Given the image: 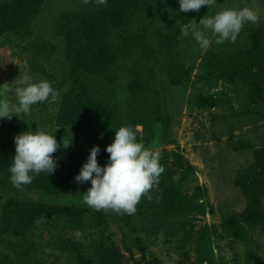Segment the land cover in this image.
<instances>
[{"label": "rangeland", "instance_id": "1", "mask_svg": "<svg viewBox=\"0 0 264 264\" xmlns=\"http://www.w3.org/2000/svg\"><path fill=\"white\" fill-rule=\"evenodd\" d=\"M6 0H0L4 2ZM165 2V4L163 3ZM75 0H46L34 17L30 33L0 34V99L16 103L14 80L22 74L46 79L59 92L55 102L32 106L28 114L0 118V138L14 139L24 131L54 135L65 151H82L87 159L98 146V163H108V144L115 131L61 126L60 103L72 84L65 39L55 22ZM249 7L259 13L247 22L235 43H215L202 50L191 35L182 37L183 24L199 23L223 9ZM122 24L116 21L113 45L118 52L110 99L120 114L135 109L145 125H131L137 140L158 152L167 181L180 199L143 197L133 216L95 211L82 202L91 187L77 194L54 197L16 189L0 173V204L22 198L34 203L69 204L73 217L52 218L33 228L7 225L0 214V260L13 264H264V198L261 213L246 210V200L234 184L236 173L249 166L254 149L264 146V71L253 79L247 67H237L238 55L253 45L251 34L264 30V0H216L199 12L180 11L179 0H156L136 6ZM119 25V26H118ZM261 84V85H260ZM257 87V89H254ZM161 93V95H160ZM160 95V96H159ZM163 96L165 99H163ZM215 99V107L199 104ZM165 100L171 117L164 130L158 112ZM71 142L67 148L62 140ZM189 162L192 170L186 167ZM169 185V184H168ZM171 188V186L169 185ZM157 194V193H155ZM169 198V197H168ZM252 215V216H251ZM83 237L77 240L73 233ZM163 233V239L158 234Z\"/></svg>", "mask_w": 264, "mask_h": 264}, {"label": "trees", "instance_id": "2", "mask_svg": "<svg viewBox=\"0 0 264 264\" xmlns=\"http://www.w3.org/2000/svg\"><path fill=\"white\" fill-rule=\"evenodd\" d=\"M46 0H6L0 3V34L7 31L19 33L22 30L30 33V26L43 3ZM156 0H107V7L96 6L95 0H89L87 5L82 0H75L68 9L57 17L56 33L65 39L67 58L71 65L72 84L63 96L58 113L57 123L61 126H77L98 128L103 132L117 130L131 122V125H145L135 109L132 112L120 114L110 99L113 93L108 86L113 85L114 68L117 65L118 52L113 45V29L116 21L120 26L126 21V15L136 6H148ZM165 4V2H163ZM118 25V26H119ZM253 45L238 55L237 67L243 71L247 65L245 75L258 77L264 71V30L251 34ZM261 85V84H260ZM254 89H257L255 87ZM161 95V93H160ZM159 95V96H160ZM163 99L164 96H163ZM215 99L207 98V102L200 107H215ZM158 112L164 115V130L169 131L171 117L165 100L159 104ZM15 154V140L0 138V173L10 180L9 168ZM57 162L54 173L33 174V181L28 184L31 190L54 197L71 196L77 194L84 183H77L75 176L80 172L87 156L82 151H65L58 149L53 154ZM104 166V165H103ZM186 167L192 170L194 166L189 162ZM164 185L163 191L151 192L159 201L163 199H180L178 190L170 181ZM246 200L247 212L261 213L264 198V146L254 149V159L251 164L241 168L234 178ZM157 193V194H155ZM169 197V198H168ZM0 214L6 224L14 227L33 228L41 216L47 220L73 217L75 210L69 204L34 203L22 198L0 204ZM252 216V215H251ZM0 264L9 263L6 259Z\"/></svg>", "mask_w": 264, "mask_h": 264}, {"label": "clouds", "instance_id": "3", "mask_svg": "<svg viewBox=\"0 0 264 264\" xmlns=\"http://www.w3.org/2000/svg\"><path fill=\"white\" fill-rule=\"evenodd\" d=\"M87 5L89 0H82ZM216 0H179L180 11L199 12L202 6H213ZM97 7H107V0H95ZM259 13L249 7L240 9H223L214 16H204L199 23L183 24L180 30L182 37L189 35L199 44L202 50H207L212 39L205 35L210 32L215 37L216 44L225 41L235 43L245 23H257ZM16 103L0 99V118L11 120L13 115L20 117L28 114L32 106L49 101L55 102L59 92L46 79L35 74H20L14 81ZM15 154L9 168L10 181L13 187L23 190L24 185L31 184L33 174L47 173L51 175L57 168L53 154L61 146L54 135L44 131H24L17 134ZM71 142L62 140L67 148ZM108 163L101 166L97 157L98 146H93L87 161L75 176L77 183L91 181V187L83 193L82 202L95 211L114 212L120 216H133L137 205L143 197L153 200L151 191L158 187L159 179L164 172L158 152L145 147L137 140V132L132 126H121L115 130L114 141L107 145ZM40 223L46 222V217L39 218ZM77 240L83 233L76 230L73 233ZM163 239V233L158 234Z\"/></svg>", "mask_w": 264, "mask_h": 264}]
</instances>
